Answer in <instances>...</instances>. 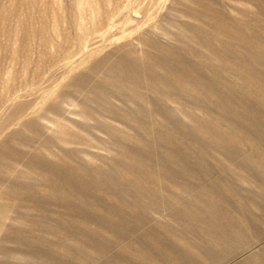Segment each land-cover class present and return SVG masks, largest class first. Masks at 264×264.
I'll return each instance as SVG.
<instances>
[{
    "label": "rangeland",
    "instance_id": "1",
    "mask_svg": "<svg viewBox=\"0 0 264 264\" xmlns=\"http://www.w3.org/2000/svg\"><path fill=\"white\" fill-rule=\"evenodd\" d=\"M0 264H264V0H0Z\"/></svg>",
    "mask_w": 264,
    "mask_h": 264
}]
</instances>
